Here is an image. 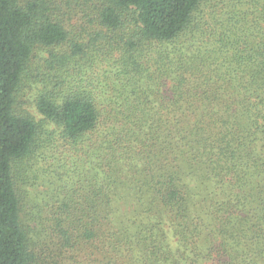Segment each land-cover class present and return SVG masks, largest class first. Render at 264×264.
<instances>
[{
    "label": "trees",
    "instance_id": "obj_1",
    "mask_svg": "<svg viewBox=\"0 0 264 264\" xmlns=\"http://www.w3.org/2000/svg\"><path fill=\"white\" fill-rule=\"evenodd\" d=\"M213 1L0 0V264L259 263L264 0Z\"/></svg>",
    "mask_w": 264,
    "mask_h": 264
},
{
    "label": "rangeland",
    "instance_id": "obj_2",
    "mask_svg": "<svg viewBox=\"0 0 264 264\" xmlns=\"http://www.w3.org/2000/svg\"><path fill=\"white\" fill-rule=\"evenodd\" d=\"M216 4H217V7L220 8L221 5H220L218 0L213 1L211 6H215ZM32 94H33V92L27 91V95H28V97L30 99H33L32 98ZM25 99H26V97L24 98V100ZM19 113L22 114V115L31 116L38 123L43 122V124L47 128H50V126L47 123L44 122V117L36 110L35 106L32 103V100H31V102H28L27 104L23 105V107L19 106ZM32 163H34V161H32L30 164H32ZM54 164H57V163H54ZM49 166L50 165L48 164V162L44 163V164L42 162L39 163V164L37 163L35 165V169L38 170V171H36L35 174H32V172H31V177L36 179V180H31L30 186L28 187L29 191H31V196H30L31 198L28 199V201L29 200L31 201V203H30L31 207L34 206L35 198L37 197V194L40 195V193H42V194L46 195L47 191L51 192V190L56 188L55 186H58V184H59V180H60L61 176H56L55 173L57 172V170L55 168H50ZM67 170L71 174L74 172L73 170H70V168L68 166H66L65 170H60V171H64L65 172ZM32 184L35 186L34 188H32ZM23 188L25 189L24 184L22 185V189ZM38 197L40 198L41 195L38 196ZM38 197H37V199H38ZM30 210H31V208L29 210L25 209L24 212H30ZM32 226H34V225L32 224ZM263 258H264V255H263L262 259L258 261L259 263H255V264H264V259Z\"/></svg>",
    "mask_w": 264,
    "mask_h": 264
}]
</instances>
